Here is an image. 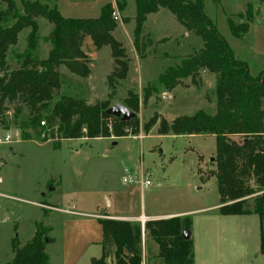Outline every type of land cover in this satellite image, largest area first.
Wrapping results in <instances>:
<instances>
[{"label": "rangeland", "instance_id": "obj_1", "mask_svg": "<svg viewBox=\"0 0 264 264\" xmlns=\"http://www.w3.org/2000/svg\"><path fill=\"white\" fill-rule=\"evenodd\" d=\"M48 1L50 5L55 3L63 17L75 19L97 18L102 6L112 3V0ZM15 2L17 11L21 12L19 0ZM113 3L115 5V0ZM203 3L204 12L216 23L221 33H225L226 27L230 29L228 19H232L236 24L248 22L249 29L247 28L241 36L243 38L241 42L239 40L243 45L242 50L254 43L262 44L264 47V0H203ZM4 7V4L0 2V11ZM114 7L118 15L116 22L118 24L128 22L125 26H120L115 35L121 41L127 42V34L128 32L131 34L132 25L134 26V23H131L134 19L130 18L135 14V2L126 0L123 11H119L116 5ZM124 16L127 17L122 22ZM148 16L144 32L151 31L154 37L178 36V43L173 40L170 42L163 40L155 47L157 55L166 50L173 54L172 57L167 59L148 55L144 59L132 55L129 70L125 79L122 80V85L116 87L112 97H107L108 94L104 95L108 87L104 84L107 63L98 65L95 62L94 71L97 81L93 83L94 62L85 55L84 61L87 60V66L91 69L92 75L86 79L81 78L71 74L65 66L61 65L59 70L65 74L62 79L66 78L51 105L60 96H81L88 104L107 99L109 107L122 97L127 88L141 97L142 88L156 82L163 69L175 63L174 55L189 54L201 47L202 41L195 34L189 33L187 37L180 35L181 27L175 25V19L167 9L158 11L156 19L153 13ZM13 21L14 19H8L7 22L1 20L0 26L10 25ZM36 21L38 23L36 55L44 58L50 48L49 37L52 24L43 17H37ZM259 21L262 22L259 23ZM28 31V28L22 29L17 35L16 44L10 46L6 56L9 64L13 65L14 55L26 48ZM82 39L83 37L81 41ZM86 45L87 41H84V46ZM107 51H110V48L105 45L101 53L105 55ZM244 54L249 55L246 50ZM254 61L251 59L250 63ZM176 62H179V58ZM255 69V66H251V75L256 76L262 73ZM202 72L196 84H192L189 78L184 79L189 84L186 86L188 89L177 86L167 96L161 88L158 94L151 96L146 103L139 102L136 112L139 131L136 135L132 134L131 127H126L122 129L120 136L113 135L109 129L108 136L87 137L86 127L82 126L78 137L67 138L64 137L65 133L74 125L72 122H67L69 124L59 122L53 128V136L49 133L50 128L47 125H40L36 133L25 129L28 135L25 139L18 127V122L24 116L25 110L23 109L14 121L13 113L17 102L6 103L5 122L0 124V138L2 139L8 133L11 141L0 143V173L4 179L0 182V264H7L13 256L12 239L17 238L19 244L23 245L34 234L35 224L38 222L47 228V236L50 238L45 243L48 263L60 264L66 242L74 241L78 245L82 241L77 235V231H81L80 228L75 227L76 230H72L74 232H67L72 228V222L85 218L93 220V217L59 213L51 210L53 206L50 203L61 208L80 210L88 215V213L104 211L101 207L107 205L109 197L124 213L133 211L137 214L141 210L146 213L190 211L188 215L192 221L191 230L193 228L195 237L200 239V253L208 254L207 256H216L218 252L225 253V257L230 261L228 252L232 249L227 243L218 245L216 242L209 244L201 242L203 231L214 228L213 224L206 226L205 216L218 214L217 216L223 218V215H228L221 214L218 208L216 209L219 205V194L213 175L215 171L214 136L211 134H159L158 121L148 130L144 128V124L154 113L162 115L168 121L179 115H190L198 109L213 114L216 110V98L213 93L215 78L211 76L207 79L201 75ZM166 96L167 99H165ZM99 97V100L95 99ZM42 118L45 120L44 117ZM54 144L56 146H53ZM128 173L138 180L149 177L151 185L141 189L138 182H123V176ZM46 183H48L47 186ZM53 185L55 187L51 190L50 186ZM257 194H253L247 200L248 203L252 204V199ZM105 209L108 210L109 207ZM236 216L225 218H228V223L235 220L233 218H238L235 220L237 222L235 225L240 223L244 229L246 248L241 256V264H264V255L259 251L258 215L250 213ZM137 221L141 224L140 218ZM80 224L82 228L85 225ZM97 226L98 224L93 221L89 228L93 232H100ZM99 250V245L93 244L82 255V262H87L91 253L93 256H98ZM156 252V243L146 240L144 247L142 246L143 264H161L156 257Z\"/></svg>", "mask_w": 264, "mask_h": 264}, {"label": "trees", "instance_id": "obj_2", "mask_svg": "<svg viewBox=\"0 0 264 264\" xmlns=\"http://www.w3.org/2000/svg\"><path fill=\"white\" fill-rule=\"evenodd\" d=\"M4 9L0 21L14 19L10 25L0 26V124L5 122L6 103L17 102L13 119L24 109L18 127L36 133L44 117L49 133L53 128L72 122L73 128L64 137H78L82 126L86 136H120L122 129L131 127L132 134L139 131L138 117L119 121L105 113L108 100L88 104L83 99L58 94L62 74L61 65L81 78L90 74L85 54L81 50V38L89 36L96 48L107 45L113 58V65L106 76L112 97L120 80L128 72L129 60L125 48L112 34L117 27L112 13L115 5L123 11L126 0H115L103 5L99 17L75 19L63 17L55 3L48 0H19L21 12L17 11L15 0H0ZM135 14L132 30L133 46L140 58L156 56L155 47L165 38L154 40L143 32L146 16L159 9H167L187 32L200 37L201 47L180 57L178 64L166 67L157 81L142 88L141 97L128 90L122 104L137 112L139 102L146 103L162 88L170 92L176 86H188L200 80V72L214 74L213 93L216 110L213 114L198 109L190 115H179L170 121L158 113L144 124L148 130L158 121V133L173 135L211 134L215 138V171L219 194L218 211L221 214L239 215L255 213L259 217V251L264 255V72L253 76L245 62L235 58L225 38L218 32L214 21L204 12L203 0H134ZM37 17H43L52 24L49 37L50 48L44 58L36 55ZM125 17L122 19L124 21ZM235 37H241L248 28V22L234 23L228 19ZM28 28L26 48L14 55L13 65L6 56L10 46L17 42L18 33ZM50 107V108H49ZM48 111V113L46 112ZM111 119V120H110ZM110 121V128L108 122ZM60 124V125H61ZM53 146H56L55 144ZM254 196L252 204L248 199ZM101 226V255L92 258L90 264H143L142 246L146 240L157 245L156 257L161 264H194L191 237L184 239L182 230L191 231L189 216H173L147 220L143 228L140 222L112 218L99 219ZM50 238L47 228L35 224L34 234L23 245L12 239L13 256L7 264H49L45 243Z\"/></svg>", "mask_w": 264, "mask_h": 264}, {"label": "crops", "instance_id": "obj_3", "mask_svg": "<svg viewBox=\"0 0 264 264\" xmlns=\"http://www.w3.org/2000/svg\"><path fill=\"white\" fill-rule=\"evenodd\" d=\"M112 3H113V0H112ZM160 10H162V9H159L158 11H160ZM158 11L153 13L155 15L154 19L157 18ZM150 14H152V13H150ZM148 15L146 16V19H145L146 22H147V17H149ZM124 17H127V16H124ZM130 19L133 20V15H132V17ZM145 21L143 23V32H144L145 27H146ZM174 21H175V25L176 26H178V27L180 26L181 27V34L180 35H182L183 37L189 36V32H187L181 25H179L176 20H174ZM261 22L262 21H259V23H261ZM127 23L118 24L117 27L113 30L112 34L118 41L121 42L122 46L127 49L126 53H127L128 57L130 58V60H129V66H130V61L132 59L131 56L135 55L136 57H138V55H137V53H136V51L134 49V46H133L132 30H133L134 26L132 25L131 34H129V32L127 34V42L125 40H124V42L121 41L115 35V32L118 30V28L120 26L121 27L125 26V24H127ZM131 23L133 24L134 22H131ZM260 26H261V24H260ZM216 28L218 30L217 25H216ZM218 32L223 37H225V40L227 41V43L231 47L235 58L245 62L249 72H250L251 66H255L256 67L255 70H258V72H260V71L263 72L264 71V69H263L264 68V47H263L262 44L258 45L257 43H254V44L249 45L247 49H244V50H246L249 53V55H247V54H244V50H242L243 49V45L240 43L241 40L243 39L242 37H240V38L235 37L231 33L230 29L227 28V27H226L225 33H221L220 30H218ZM144 33L150 34L154 40H160L162 38H165L166 42H168V41L170 42V40H173L175 43H178V36H176V37H174V36H156V37H154V35H153V33L151 31H147V32H144ZM175 35H177V33ZM239 40H240V42H239ZM84 41H87L86 47L84 46ZM240 45H241V47H240ZM104 47H105V45L100 47V48H96L89 36H84L82 41H81V50L83 51V53L85 55H87L89 60L94 62L93 63V76L95 74V71H94L95 65H96L95 62L98 65H99V63H101V64L104 63V62L107 63L108 69L106 70L105 81H104L105 86H107L106 76H107V74L109 73V71L112 68L113 58L110 55V51H107V53L105 55L103 53H101V50ZM172 55L173 54H170L168 51L165 50L164 53L158 54L156 57H158V58H167L168 59V58L172 57ZM183 55H186V54H180V55L176 54V55H174V57L176 58V60H175L176 64L179 63V62L178 63L176 62L177 59L179 58V61H180V57L183 56ZM150 56H153V55H150ZM153 57H155V56H153ZM138 58H140V57H138ZM145 58H147V57H145ZM251 59H253L255 61L253 63H250ZM175 63L174 64L172 63L171 65H167L166 67L174 66V65H176ZM129 66H128V70H129ZM60 73L62 74V76L65 75L61 71H60ZM91 75H92V73H91V69H90L89 76H91ZM201 75L203 77H207V79H209L211 76L214 78V76L211 73L207 72V71H203L201 73ZM65 78L62 79L61 85L63 84ZM124 79H122V80H124ZM122 80L119 81L118 85H120V84L122 85ZM95 81H97L96 74H95V78L93 77V83ZM184 82H185V80H184ZM214 83H215V79H213V84ZM93 88H95V86H93ZM185 89H188V87H185ZM128 90H131V89H128V88L125 89V92L122 95V97L117 99L115 102L122 103L121 100L126 96V93L128 92ZM106 91L109 92L108 87L106 88ZM106 91H105L104 95L108 94ZM165 93H167V96L170 94V92H165ZM167 96H166V98L165 97L164 98L167 99L168 98ZM72 97H75V96H72ZM75 98H80V99L84 100V98L81 97V96H77ZM95 99L99 100L100 97L99 98H95ZM93 103H95V101ZM3 180H4L3 176L0 173V182H2ZM47 185H48V183H46V186ZM54 187H55V185H53L52 187L50 186V189L53 190ZM140 188L144 189L141 186H140ZM42 195H43V193H42ZM36 204H37V202H36ZM50 204H51V206H53L51 208V210L53 209L54 211L59 212V213L76 214V215L80 214V216H82V217H93V220L85 218V219H76V220H74L72 222L73 226H72L71 229H68L67 232H74L72 230L75 229V227L77 229L80 228L81 231H77V235L80 237V239H82V241L78 245H76L74 241L66 242L65 248H63V251H62V257L60 258V260H61V263L59 262L60 264H90V261H91L92 258H98L101 255V244H100V242H101V226H100V223H99V219H101V218L122 219V220H127V221H137L138 218H140V221H141V224H142L141 226L143 228L144 222L147 221V220L163 219V218H169V217H173V216H189L188 213H190V211H178V212L176 211V212H169V213H146L145 211H142V210L140 211V213H137V214L135 212H133V211L132 212L129 211L127 213L126 212L124 213V211H120L118 209L117 205L114 204L113 200L110 197H109V203H108L109 205H105L104 207L103 206L101 207V209L103 208L104 211L98 212V213L94 212V213H91V214L88 213V215L87 214H83V212L80 211V210H75V209L70 210L67 207L66 208H61V206H57V205H54L52 203H50ZM72 206H74V205H72ZM96 206L98 208V204ZM218 206L219 205H217L216 209L218 208ZM106 207H109V209L106 210L105 209ZM217 215L218 214H210V215H206L205 216L206 226L209 227L210 224H213L214 228L213 229L208 228V229H205L203 231L201 242L205 243V244H209L211 242H216V244H218V245H222V244H226L227 243L230 246V248L232 249L230 252H228L229 257H230V261H232V262L228 261V259L225 257L226 256L225 253L218 252L216 254V256H207L208 254L205 255L202 252L200 253V251H199L200 239L195 237V234H194L193 228H192L190 237H191L192 242H193V262H194V264H241L242 263L241 262V256H242V254H243V252H244V250L246 248V246H245L246 245L245 244V239L246 238L243 236L244 229L242 228V225H240V223L235 225L237 223V222H235V220L238 219V218H233L235 220L230 221L229 223H228V218H225V217H230V216L237 217L236 215H223L224 216L223 218H220V216H217ZM93 221H95V223L98 224L97 227H99L100 232H97V231L93 232L91 230V228H89V227H91ZM137 222H139V221H137ZM80 223H84L85 224L83 228H82ZM258 233H259V240H260L259 228H258ZM67 238H70V237L67 236ZM240 241H242V242H240ZM93 244L94 245H99L100 254L98 256H93V254L91 253L92 255L89 254L88 261L87 262H82V260H81L82 255H84L85 251H87L88 248L93 246ZM143 247H144V243H143Z\"/></svg>", "mask_w": 264, "mask_h": 264}, {"label": "water", "instance_id": "obj_4", "mask_svg": "<svg viewBox=\"0 0 264 264\" xmlns=\"http://www.w3.org/2000/svg\"><path fill=\"white\" fill-rule=\"evenodd\" d=\"M105 113L108 116L116 118L122 122L129 121L131 119H135L138 117L136 112L132 111L131 109H129L128 107H126L124 104L120 102H115L114 104L106 108ZM108 203L107 205H109ZM181 234H182V237L187 240L190 238L191 231L188 229H183Z\"/></svg>", "mask_w": 264, "mask_h": 264}, {"label": "built area", "instance_id": "obj_5", "mask_svg": "<svg viewBox=\"0 0 264 264\" xmlns=\"http://www.w3.org/2000/svg\"><path fill=\"white\" fill-rule=\"evenodd\" d=\"M112 16H113V18L115 20L118 19V15H117V11L116 10L113 11ZM109 123H110V121L108 122V127L110 126ZM40 125H44L45 126L47 124H46L45 120L42 119L40 121ZM10 141H11V138H10V135L8 133H6L5 136L2 139L0 138V143H9ZM122 181L126 182V183H136V182H138L140 184V186L143 187V188H146V187L151 185V181H150L149 177H145V178L143 177V178L138 180V179H135V177L132 174H129V173L126 174L125 176H123Z\"/></svg>", "mask_w": 264, "mask_h": 264}, {"label": "bare ground", "instance_id": "obj_6", "mask_svg": "<svg viewBox=\"0 0 264 264\" xmlns=\"http://www.w3.org/2000/svg\"><path fill=\"white\" fill-rule=\"evenodd\" d=\"M143 218V217H142Z\"/></svg>", "mask_w": 264, "mask_h": 264}]
</instances>
